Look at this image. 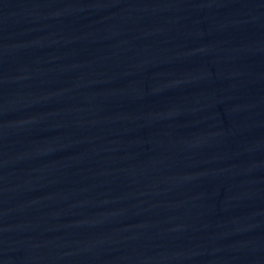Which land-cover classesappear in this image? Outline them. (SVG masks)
I'll use <instances>...</instances> for the list:
<instances>
[{"label":"water","instance_id":"1","mask_svg":"<svg viewBox=\"0 0 264 264\" xmlns=\"http://www.w3.org/2000/svg\"><path fill=\"white\" fill-rule=\"evenodd\" d=\"M0 264H264V0H0Z\"/></svg>","mask_w":264,"mask_h":264}]
</instances>
